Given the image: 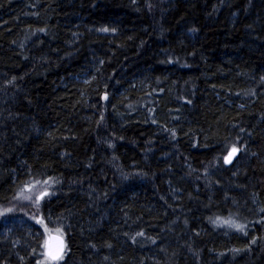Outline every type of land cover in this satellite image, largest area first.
Here are the masks:
<instances>
[{
    "label": "trees",
    "instance_id": "trees-1",
    "mask_svg": "<svg viewBox=\"0 0 264 264\" xmlns=\"http://www.w3.org/2000/svg\"><path fill=\"white\" fill-rule=\"evenodd\" d=\"M34 209L58 264H264V0H0V264Z\"/></svg>",
    "mask_w": 264,
    "mask_h": 264
},
{
    "label": "snow or ice",
    "instance_id": "snow-or-ice-1",
    "mask_svg": "<svg viewBox=\"0 0 264 264\" xmlns=\"http://www.w3.org/2000/svg\"><path fill=\"white\" fill-rule=\"evenodd\" d=\"M238 152V149L233 146L230 151H228L227 155L224 157V163L230 164L232 163V158L236 155ZM46 183V182H45ZM48 192L45 190L40 195L36 197L37 201L42 200L43 197L47 196ZM222 223L226 224L229 227H234L238 231L244 230V225L236 224L233 220L228 219L224 221H219V218H217V221H213V223ZM36 223L43 226L44 233L47 235V239L44 240L42 247L44 248V259L48 262V264H58L60 260L63 259V253L66 245L63 241V234L62 232L57 229V235L53 236L51 232L49 231L47 225L45 224V220L43 217H39L36 219Z\"/></svg>",
    "mask_w": 264,
    "mask_h": 264
},
{
    "label": "rangeland",
    "instance_id": "rangeland-1",
    "mask_svg": "<svg viewBox=\"0 0 264 264\" xmlns=\"http://www.w3.org/2000/svg\"><path fill=\"white\" fill-rule=\"evenodd\" d=\"M38 196V195H37ZM36 196V197H37ZM35 197V198H36ZM30 217L36 222V219L37 218H39L40 216L38 215V213H37V211L34 209L32 212H31V214H30ZM40 225V224H39ZM41 226V225H40ZM41 227H43V226H41ZM43 231H44V229H43ZM51 233H55V232H51ZM55 234H57V233H55ZM45 238L47 239V235L45 234Z\"/></svg>",
    "mask_w": 264,
    "mask_h": 264
},
{
    "label": "water",
    "instance_id": "water-1",
    "mask_svg": "<svg viewBox=\"0 0 264 264\" xmlns=\"http://www.w3.org/2000/svg\"><path fill=\"white\" fill-rule=\"evenodd\" d=\"M236 155H237V153H236ZM235 155V156H236ZM235 156L232 158V161H233V159L235 158ZM231 164V163H230ZM230 164H225V165H230ZM53 236H55V235H57V234H52ZM63 238V241H64V244H65V239H64V237H62ZM66 245V244H65ZM65 249H66V247H65ZM65 249H64V253H63V256H64V254H65Z\"/></svg>",
    "mask_w": 264,
    "mask_h": 264
},
{
    "label": "bare ground",
    "instance_id": "bare-ground-1",
    "mask_svg": "<svg viewBox=\"0 0 264 264\" xmlns=\"http://www.w3.org/2000/svg\"><path fill=\"white\" fill-rule=\"evenodd\" d=\"M51 234H55V233H51Z\"/></svg>",
    "mask_w": 264,
    "mask_h": 264
}]
</instances>
